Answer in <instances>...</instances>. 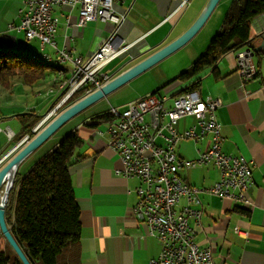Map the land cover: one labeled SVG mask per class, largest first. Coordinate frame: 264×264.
<instances>
[{"label": "crops", "instance_id": "crops-1", "mask_svg": "<svg viewBox=\"0 0 264 264\" xmlns=\"http://www.w3.org/2000/svg\"><path fill=\"white\" fill-rule=\"evenodd\" d=\"M24 1L0 0V52L35 54L37 58L42 59L43 52L39 42H28L17 30ZM232 1L220 0L200 29L201 31L205 28L206 32L202 35L205 31L203 30L198 36L199 31L176 52L190 49V63L181 66L179 75L172 78L165 76L160 80L156 78L154 87L144 94L139 93L129 101H120L124 86L121 87L70 120L65 124L71 125L66 133L59 135V130L47 141L49 143L45 142L20 164L17 176L21 172L22 175L19 176L23 177L41 158L55 149L64 136L75 131L79 133L83 143L77 151L70 174L81 209L83 264H150L159 257V242L147 236L144 226L135 219L132 211L138 201L136 188L140 181L116 174V171L122 168V162L119 155L109 147L105 128L111 122L96 118L109 114L112 108L125 110L130 103L155 93L189 69L207 50L221 29ZM209 2L210 0H127L123 4H116L117 12L125 14L126 18L118 28L112 45L117 50L125 46L129 48L106 68L110 81L181 37L201 16ZM56 14L60 17L57 33L59 47L74 49L76 55L85 59L108 41L116 29L109 22L90 23L80 28L77 25L78 9L65 7L56 11ZM10 26L14 27L10 29ZM251 39V50L254 52L252 61L257 70L253 80L242 84L237 74V51L226 55L213 69L205 72L201 76L198 89L203 97L210 96L221 102L216 116L224 138L223 152L240 156L254 164L253 186L248 192L251 200L249 208L245 209L227 199L205 194L200 196L204 213L196 241L202 247L211 248L215 264H264L263 16L253 20ZM50 52V48H45L44 53ZM51 64L58 70L57 73L52 72L48 90L45 84L41 83L45 82L50 74L34 86H26L21 79L18 81L15 78L10 89L0 87V161L18 144H15L14 138L9 139L7 131H11L16 139L21 138L27 121L31 123L39 116L44 118L53 107L54 104L43 113L56 97L51 90L56 84V75H59L60 69L66 71V65H48ZM147 75L149 74L144 77ZM183 88L174 84L162 94L177 95ZM88 112L90 114L80 118ZM25 115H28L26 119ZM194 124L195 119L187 117L179 122L177 129L183 132ZM12 142L14 145L9 149ZM206 144L207 141L201 144L192 141L181 142L176 152L183 160H194L197 158V149L205 148ZM188 150L194 151L189 153ZM179 175L198 188L210 187L219 179L218 172L212 166L181 170ZM236 228L247 232L248 237L236 234Z\"/></svg>", "mask_w": 264, "mask_h": 264}, {"label": "built area", "instance_id": "built-area-1", "mask_svg": "<svg viewBox=\"0 0 264 264\" xmlns=\"http://www.w3.org/2000/svg\"><path fill=\"white\" fill-rule=\"evenodd\" d=\"M127 0H25L20 10L17 30L28 42L37 41L42 57L66 65V75H56L51 92L56 101L45 119L56 117L60 111L104 87L110 76L106 68L129 48L115 49L112 40L126 15L118 13L116 4ZM135 2L136 0H129ZM78 9L77 25L109 22L116 29L112 37L88 59L76 55L74 49L60 48L57 33L60 17L57 9ZM264 18V15H263ZM14 26H10V29ZM50 48V53H44ZM237 74L242 84L257 75L251 53L244 49L237 54ZM85 92L79 100L68 103ZM221 102L199 91L180 95L149 94L130 103L122 112L112 108L113 121L105 128L109 147L119 155L122 168L116 171L126 179H138V201L133 208L135 219L144 226L147 236L155 238L160 255L150 264H215L210 248L200 246L196 235L204 213L201 195L235 202L247 209L251 206L248 192L253 186V162L223 152L224 138L216 112ZM195 119L189 129L179 132V122ZM10 140L14 138L7 131ZM192 141L206 147L197 149V158L183 160L176 152L181 142ZM212 166L219 179L210 187L198 188L184 180L179 172ZM236 234L248 237L236 228Z\"/></svg>", "mask_w": 264, "mask_h": 264}, {"label": "trees", "instance_id": "trees-1", "mask_svg": "<svg viewBox=\"0 0 264 264\" xmlns=\"http://www.w3.org/2000/svg\"><path fill=\"white\" fill-rule=\"evenodd\" d=\"M263 15L264 0H233L221 29L207 50L189 69L155 93L161 94L174 84L184 87L177 95L198 91L201 76L223 57L252 48L251 25L254 19ZM43 62L0 55V87L10 89L15 78L21 79L26 86H34L45 80L50 72L57 73L54 66ZM84 93L76 94L68 105L82 98ZM41 119L39 116L31 123L27 121L24 135L14 137L15 144L26 135L33 139L36 135L33 129ZM96 120L112 122L113 117L106 114ZM82 143L77 131L68 134L29 173L16 177L6 208V222L31 264H83L81 209L70 174ZM0 264H23L1 232Z\"/></svg>", "mask_w": 264, "mask_h": 264}, {"label": "water", "instance_id": "water-1", "mask_svg": "<svg viewBox=\"0 0 264 264\" xmlns=\"http://www.w3.org/2000/svg\"><path fill=\"white\" fill-rule=\"evenodd\" d=\"M220 0H210L207 7L191 26L181 37L168 44L158 52L149 56L145 60L141 61L134 67L130 68L120 76L109 81L100 90L95 91L87 97L75 102L73 105L65 108L54 119H52L45 127L44 124L48 121L47 116L39 123L36 129L33 131L35 137L30 140L29 137H25L21 140L11 152L0 161V232L8 242L12 250L17 254L23 264H31L27 256L23 252L22 248L11 233L10 228L6 222V208L8 205L11 191L16 183V177L20 164L32 153L38 150L45 142H47L52 136H54L65 124L70 120L87 110L97 102L107 98L110 94L117 91L121 87L125 86L135 78L139 77L146 71L150 70L160 62L164 61L171 55L175 54L181 48H183L188 42H190L200 29L204 26L213 10L216 8ZM252 58L254 52L248 49ZM156 94V93H152ZM50 120V119H49ZM42 128V129H41ZM41 129V130H40ZM14 152H17L10 160L5 162ZM5 162V163H3ZM1 193L3 196L1 197Z\"/></svg>", "mask_w": 264, "mask_h": 264}, {"label": "rangeland", "instance_id": "rangeland-1", "mask_svg": "<svg viewBox=\"0 0 264 264\" xmlns=\"http://www.w3.org/2000/svg\"><path fill=\"white\" fill-rule=\"evenodd\" d=\"M233 3V1H232ZM231 3V5H232ZM230 5V7H231ZM59 9H57L58 11ZM203 30H205L203 32ZM203 30L200 31V33L198 34V36H200V34L202 33V35L206 32V29L204 28ZM201 35V36H202ZM22 36L24 37V34L22 33ZM25 38V37H24ZM190 50V49H189ZM189 50L187 51H180L174 55H172L171 57H169L168 59H165L164 61L160 62L158 65H156L155 67H153L152 69H150L149 71H147L145 74H143L142 76L132 80L131 82H129L128 84H126V86L123 87V94L121 95L120 97V101H129V100H132L134 98H136L139 93L141 94H144L146 93V91H148V89H150L151 87H154L155 85V82H156V78L157 80L159 79H163L165 76L169 77V78H172L173 76L175 75H179L180 72H181V66L183 65H187L190 63V54H189ZM206 51V50H205ZM3 53L0 52V55H2ZM5 56H17L18 58L19 57H22V58H26L30 61H34L35 62H39L41 61V63H44L42 61V59L40 58H37L36 55H32V54H29V55H25V54H11V53H4ZM35 57V58H34ZM38 59V60H37ZM48 64L50 63H53V62H47ZM55 64V63H54ZM52 65V64H51ZM191 65V64H190ZM53 66V65H52ZM181 68V69H180ZM52 72H50V75H49V79L47 78V80L45 82H42L41 84H45V88L48 90L49 89V86H50V78L52 76ZM146 74H149L147 75L146 77H144ZM151 78H155V79H151ZM18 81H20L19 78H17ZM48 94V92H47ZM50 98H52L50 96ZM54 98V97H53ZM56 98V97H55ZM53 99V101L50 103V105H48V107L46 108V110L43 111V113H45L49 108H51V106L54 104V100L56 99ZM52 100V99H51ZM106 104V103H105ZM93 108V107H92ZM91 110V109H90ZM63 111V110H62ZM61 112V111H60ZM59 112V113H60ZM91 112V111H89ZM85 113V115L83 117H80L81 119L86 117L87 114H90V113ZM120 112H122L120 110ZM55 118V117H54ZM53 118V119H54ZM80 120V119H79ZM71 125H64V127H62L60 129V134L61 135L62 133H66L67 130L70 128ZM66 137V136H64ZM63 140V139H62ZM49 143V142H47ZM13 142L10 143V146H9V149L13 146ZM191 151H194V150H188V152L190 153ZM187 157V156H185ZM29 173V172H27ZM26 173V174H27ZM25 174V175H26ZM19 175H22V173L20 172ZM24 175V176H25ZM217 176V174H216Z\"/></svg>", "mask_w": 264, "mask_h": 264}, {"label": "bare ground", "instance_id": "bare-ground-1", "mask_svg": "<svg viewBox=\"0 0 264 264\" xmlns=\"http://www.w3.org/2000/svg\"><path fill=\"white\" fill-rule=\"evenodd\" d=\"M42 60L45 61V62H53V63L57 64V65L60 66V67H61L62 65H65V64H62V63H60V62L52 61V60H50V59H46V58H42ZM57 70H58V69H57ZM59 75H66V71L60 69ZM2 196H3V193H1V197H2ZM210 249H211V248H210Z\"/></svg>", "mask_w": 264, "mask_h": 264}]
</instances>
